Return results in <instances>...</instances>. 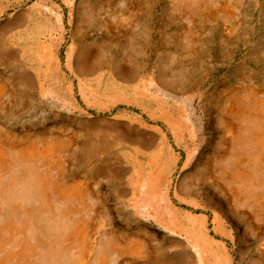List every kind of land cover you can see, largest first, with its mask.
<instances>
[{"label": "rangeland", "instance_id": "rangeland-1", "mask_svg": "<svg viewBox=\"0 0 264 264\" xmlns=\"http://www.w3.org/2000/svg\"><path fill=\"white\" fill-rule=\"evenodd\" d=\"M0 87V260L8 220L33 247L49 233L38 253L51 241L44 166L15 149L56 138L54 179L87 184L74 264L79 246L105 264H264V0H0Z\"/></svg>", "mask_w": 264, "mask_h": 264}, {"label": "bare ground", "instance_id": "bare-ground-1", "mask_svg": "<svg viewBox=\"0 0 264 264\" xmlns=\"http://www.w3.org/2000/svg\"><path fill=\"white\" fill-rule=\"evenodd\" d=\"M1 92L2 89L0 87V93ZM249 93L252 94L253 91L249 89ZM231 102L232 104L228 106L225 111L236 116L245 112L243 111L244 105L242 100H233ZM259 103V100L254 99V108H252V110L259 109ZM257 113V110L253 113L249 112V114H252L254 117H258ZM1 144H3L2 141H0V166L6 167L9 162L8 155L4 148L1 147ZM68 147L69 142L66 139L54 138L43 141L41 145H38V142L31 141L24 144L22 147L15 149L19 158L22 160L26 161L34 159L39 161L41 165L44 166V170L36 174L34 192L38 193L40 199V204L37 207L36 212L39 218L44 219L45 224L48 225L47 229H51L52 234L49 238L51 241L49 244L45 245L44 252L38 253L37 248L41 247V245L45 242V233L47 232L43 231V235L39 236L38 241H40L41 244L33 247L28 244L25 239H19L17 241L13 240L14 237H17V233L26 232L28 228L27 222L25 221V226L23 227L22 225L20 228L16 226L14 219L8 220V224L4 229L5 233L2 240L12 243V246L16 247V249L9 250V252L6 253V255L0 260V264H74L73 260L66 255L70 251V242L74 240V236L76 234L78 237L82 238L85 231L83 232V227L81 226L82 223L76 225L78 220H76L77 214L75 213L76 211L74 212L75 208L73 206V202L85 194L87 184L81 178L60 182L54 179L55 173L53 171L55 168H58L61 176H66V173L63 171V161L59 157V151ZM54 200L66 202V206H64V209L62 210L63 216L70 217V215H74V217L69 220L68 224L66 223V225H63L57 222L52 223L53 221L51 222L49 219L48 211ZM14 209V215L18 216V208L14 207ZM50 218L52 219V217ZM26 219L29 220L30 218L27 216ZM81 250L82 256H85L86 258V263L83 264H105V254L102 253V251L97 250L91 254L79 246L77 253ZM127 251L133 254L142 253L143 248L136 243L131 245L130 248L128 247Z\"/></svg>", "mask_w": 264, "mask_h": 264}]
</instances>
